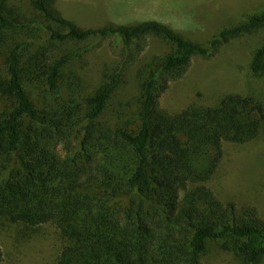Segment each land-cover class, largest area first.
Segmentation results:
<instances>
[{
	"label": "trees",
	"instance_id": "16d2710c",
	"mask_svg": "<svg viewBox=\"0 0 264 264\" xmlns=\"http://www.w3.org/2000/svg\"><path fill=\"white\" fill-rule=\"evenodd\" d=\"M8 1L0 0V225L54 224L62 245L53 264H202L209 243L257 264L264 219L247 204L223 202L206 184L218 172L224 141L244 144L259 135L264 103L231 92L214 106L169 114L159 99L194 56L211 58L233 38L264 26V9L201 43L152 19L83 29L61 15L57 0H30L46 21L64 27L47 26L51 39L118 35L122 66L138 58L149 35L174 45L142 79L131 127L101 120L119 71L86 98L79 114L59 91L69 57L51 59L45 49H32L31 39L9 40L17 25ZM249 67L255 76L264 73V36Z\"/></svg>",
	"mask_w": 264,
	"mask_h": 264
},
{
	"label": "rangeland",
	"instance_id": "374dc122",
	"mask_svg": "<svg viewBox=\"0 0 264 264\" xmlns=\"http://www.w3.org/2000/svg\"><path fill=\"white\" fill-rule=\"evenodd\" d=\"M56 7L64 18L83 29L152 19L191 40L206 43L222 28L243 22L264 9V0H57ZM6 10L17 25L9 31V40L31 39L32 49H45L51 59L69 57L59 78V91L63 99L78 107L79 114L85 112L86 98L113 71H119L120 84L101 118L110 126L127 122L133 127L137 123L142 79L155 58L175 51L173 44L149 35L138 58L122 66L123 44L118 35L82 41L51 39L47 26L61 31L64 27L46 21L30 0H9ZM263 36L264 26L233 38L211 58L194 56L185 75L172 82L160 97V108L174 114L191 105L214 106L231 92L253 95L264 103V73L255 76L249 67L251 52L262 43ZM40 90L45 92L47 88L42 86ZM206 185L223 202L247 204L264 219V126L247 143L223 142L218 172ZM61 245L52 223L33 229L0 225V264H53ZM201 260L202 264H245L241 258L221 250L217 243H209ZM257 264H264V256Z\"/></svg>",
	"mask_w": 264,
	"mask_h": 264
}]
</instances>
